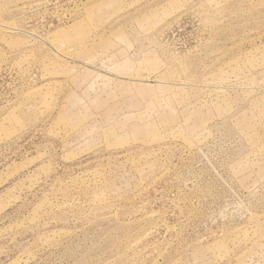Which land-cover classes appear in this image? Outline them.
<instances>
[{
    "label": "rangeland",
    "instance_id": "obj_1",
    "mask_svg": "<svg viewBox=\"0 0 264 264\" xmlns=\"http://www.w3.org/2000/svg\"><path fill=\"white\" fill-rule=\"evenodd\" d=\"M0 264H264V0H0Z\"/></svg>",
    "mask_w": 264,
    "mask_h": 264
}]
</instances>
